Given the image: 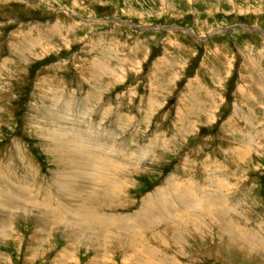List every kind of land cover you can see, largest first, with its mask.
Segmentation results:
<instances>
[{
    "label": "rangeland",
    "instance_id": "374dc122",
    "mask_svg": "<svg viewBox=\"0 0 264 264\" xmlns=\"http://www.w3.org/2000/svg\"><path fill=\"white\" fill-rule=\"evenodd\" d=\"M76 136L125 171L115 177L121 199L111 207L102 197L109 207L97 209L142 214L145 197L157 191L156 203L176 185L189 213L192 182L214 211L197 206L181 226L186 243L167 250H116L97 231L68 238L43 202L77 203L88 170L57 147L75 149ZM10 176L16 197L25 188L32 202L0 206V264H146L147 247L162 264H264L224 235L235 220L264 237V0H0V193ZM92 180L80 197L106 192Z\"/></svg>",
    "mask_w": 264,
    "mask_h": 264
},
{
    "label": "bare ground",
    "instance_id": "6f19581e",
    "mask_svg": "<svg viewBox=\"0 0 264 264\" xmlns=\"http://www.w3.org/2000/svg\"><path fill=\"white\" fill-rule=\"evenodd\" d=\"M58 108H60V107H58ZM60 113H61V111H60ZM56 116L57 115H55V117ZM58 117H61V116L59 115ZM53 132L57 134V131L54 130ZM91 140H89V138L88 139H83V138L81 139V137L78 138L76 136V137L72 138V142H74L73 145H75V149L72 148V146L70 147V141H68L69 142V145H68L66 141L62 140V141L58 142V146H57L59 148L62 147L61 148V152H63L62 156H65V157L69 156V157H72L73 159H74L73 156L77 157L78 158L77 159L78 164H80L81 170L82 169L88 170V171L85 170L86 171L85 175L79 174L76 179H80V180H77L76 183L74 182L75 185L73 188L75 190V193H73L72 195H74L77 203H75V201L73 199H72V201H66V203L59 202L58 200L56 203L55 202L53 203L52 200H49L47 202L41 201V202H43V205H46V207L51 208L49 211L50 216L53 215L54 217H57L58 226L65 229L64 234H67L68 238H70V237L75 238L73 236V234H75L77 236L78 235L80 236L81 233H82V235H88V234L92 235L91 233L94 234L97 231L100 235H102V237L105 241H108V239H109L108 237H110V236H113L115 239H117L118 243L117 244L113 243L114 244L113 246H115L116 250L122 249L124 251V248H125V249H129V250L134 251L137 248L148 245L149 243L150 244L156 243V244H158V246H164V247H166V250H167V249H171L173 247H179V244L186 243L185 238L182 236V234H183L182 231L185 232V230H183V228L181 229V226H185V225L190 224L189 222L194 219L195 214L197 213L196 212L197 210H195L197 206H199L198 208L206 211L205 213H202L199 211V213L203 214V216H208L205 214L208 212L210 213V212L214 211L213 205L208 199H206L200 195H199V197H200L199 198L198 193L194 192V190H196V188H195L194 184H191L192 182L189 183V189H191L190 195H192V197L188 198V196H187V200H188L187 202L189 204H191V206H190L191 210L189 213L182 214V212H181L182 210L184 211L185 208H187V206L184 205L183 202H180V200L185 201V195L184 194H186V193L184 192V194H180L178 192L180 187L177 188L176 185L174 187L175 190H170L169 192L167 191L165 193L166 198L163 196V198H161L156 203L151 198L155 196L157 191L154 194H149L147 197H145V199L143 201V205H142V209L144 208V210H145L143 213H145V214H143V213L139 214L136 211L134 213L128 214V215L117 214V213L111 214L113 211H110L108 209L106 211H108L109 214H107L108 212L107 213L104 212L103 209L102 210L97 209L98 208L97 204H99V206L102 208L104 206H108L106 203L101 201L102 197H109V195L112 196L111 199L113 201L111 203H109V206H111V207H114L115 206L114 203L116 201H119L118 199H121L120 186L118 185L119 180H117L115 177H116V175H118V176L124 175L125 171L122 168V164H119L116 162V160H121V159H119V158L114 159L111 156H105L103 153H99V152L97 153L93 150L92 151L90 150L91 151L90 152L87 149V147H90L89 145H91L90 144ZM112 144H111V147L117 146L114 143H112ZM63 148H65V149H63ZM70 148L75 150L76 153L79 155L77 156V154H73L72 151L69 150ZM112 152H110V153H112ZM118 156L122 157L123 159H127V157H128L126 155L125 151H122V149L120 150V153H118ZM102 158H104V159H102ZM93 168H94V170H93ZM104 172H107L106 173L107 178L100 179L99 176L101 174H104ZM8 173H6V174H8ZM3 174H4V172H3ZM59 178H60V176H59ZM92 178L97 180V181L108 182L109 185H108L106 192L100 194L99 188H98V189H95V192H92L88 195H85V196H83V198L80 197L81 194H83V192H84V194L87 193V189H89L90 185L94 186ZM9 180H10V183L9 184L7 183L8 189L5 190L4 192L0 193V206L5 207V205H6L7 208L15 209V206L17 204H19L20 202H24V203H26L27 201H28V203L32 202V200L28 196V195H31V193H28L27 190H25V188H23L21 190L18 189L21 191L22 195H21V197H16L14 190L9 188V185L10 186L13 185L11 176L9 177ZM105 182H103V184H102L103 187L106 186ZM27 184H28V182H26V185ZM128 184L129 183H125L123 181L121 182V186H123L124 189H127L130 186ZM31 185H33V184L31 183ZM219 185L222 188H224L223 183H219ZM33 186L35 187V189H39L38 185H33ZM184 186L187 187V185H184ZM220 186H219V189H221ZM181 187H183V186H181ZM41 188H43V187H41ZM165 190H169V189L166 188ZM41 191H42V189H41ZM173 192H177V193L174 195ZM187 192H189V191H187ZM218 194H220V193H218ZM218 196H220V195H218ZM35 197H37V196H35ZM61 198H63V197H61ZM219 198H221V197H219ZM34 199H36V198H34ZM193 201H195L197 204L193 205ZM218 201L220 202L221 200H218ZM39 202H40V200H39ZM54 205H57V206H54ZM118 205H120V204H118ZM192 205L195 207L193 208ZM28 206H30V205H28ZM150 206L153 208L150 209ZM218 208H219V210L222 211V208L220 206H218ZM186 212H187V210H186ZM6 213L8 216L15 215V214H11L12 212L11 213L5 212V214ZM177 213H179V214H177ZM169 215H172V217L176 216L177 219H176L175 223H170L172 221L171 219L166 220ZM153 219H155L156 221H153ZM169 223H170V225H169ZM213 223H216V222L213 221ZM8 225H10V224H8ZM176 225H177V227H176ZM173 226L177 230L179 229V232H178L179 236L177 238L178 241L176 239H174L175 238L174 236L171 237L170 233H167L165 236L161 235V232L170 231V228ZM230 226L235 227V232H232L231 230L227 229V230H224V235L228 236L230 239L237 238V240H239V242L241 243V246L246 245V247L241 250V252L243 253L242 256L244 258H249L248 254H250V256L252 254H254V255L264 254L263 253L264 252V237L261 238L258 234H256L254 236L248 232H245L246 229L244 230L242 228V226L239 225V222L235 221V220L231 221ZM68 228L72 229L70 231V233H68V231H67ZM199 228L205 229V227L203 225L199 226ZM161 230H163V231H161ZM233 230H234V228H233ZM229 231H231V232H229ZM126 232H128V234L132 235L131 240H130L129 236L126 237V234H125ZM193 232L199 233L200 231H199V229H195ZM193 232L191 233V235L194 236ZM95 236H97V235H95ZM79 238H76L77 239L76 241H78ZM194 240H196V239L193 238L192 242H194ZM200 240L201 241L198 242L199 245H201L203 243V238H200ZM217 240H221V239H219L216 236L215 240H213L214 242H216L217 246H221L223 248L228 247L229 249L235 248V247L234 248L232 247V244L230 245V240L229 241H223L221 244H218ZM146 242L148 244H145ZM199 245H197V246H199ZM113 246H111V247L113 248ZM241 246H239V247H241ZM158 252H160V251L157 250L156 248L147 247L144 250V254L147 255L148 258L151 257V259H148V262L146 264H162L163 261L159 257L160 254H158ZM239 255H240V253H239ZM157 259H159L158 262L156 261ZM175 259L176 258H174L172 260L173 261L172 264H176L177 260H175ZM166 260H164V261H166ZM168 262H170V260Z\"/></svg>",
    "mask_w": 264,
    "mask_h": 264
}]
</instances>
